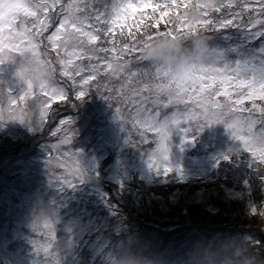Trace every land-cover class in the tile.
Instances as JSON below:
<instances>
[{"label":"rangeland","instance_id":"obj_1","mask_svg":"<svg viewBox=\"0 0 264 264\" xmlns=\"http://www.w3.org/2000/svg\"><path fill=\"white\" fill-rule=\"evenodd\" d=\"M249 1L252 4L249 2L246 4H254V8L253 17L249 15L248 18L261 20L264 16V0ZM8 2L28 5L46 3L49 8L47 13L38 11L36 17L19 13L11 24L0 21V60L4 61L0 64V131L17 133L20 139L12 140L11 144L19 148L22 147L20 145L23 142L21 140L23 133L29 143L38 135L42 136V143L38 147L43 154L36 157V161L31 160L33 163H29L30 161H27L29 155L23 150L26 159L22 156L12 157L10 160L8 158L5 161L4 166L11 175L8 184L14 186L15 180H19L22 186L21 189L0 194L5 197L0 199V264H140L139 260H134L130 256L134 233L130 234L131 228L123 232L116 220L126 212L124 207L128 205L129 193L124 194V187L131 184L133 165H136L141 178L147 183H155L160 189L170 190L176 184H185L188 181L199 184V180L200 184L211 186L206 190H193L194 192L189 193L184 199L186 204L179 207L195 205L212 213L217 211L215 203L222 200L225 203L221 209L219 206L217 209L226 215L229 210L236 214L238 206H247L252 213L257 212V209L259 211V205L254 203L251 193L257 188V191L264 195V159L261 158L259 151L253 156L251 152L244 150L243 141L233 137L227 124L232 123L237 117L241 121L251 117L256 121L251 133L246 131L247 124L243 123L237 126V130L246 138L259 136L264 131V113L260 112V109H264V100L256 97L260 101L257 102L256 98H246L249 89L236 88V80L220 84L219 80L213 82L205 79L189 94L195 98L201 85L211 84L212 87L206 89L204 94L227 91L228 96L221 94L213 98L221 104L225 102L232 104V112L222 117L224 123L196 127L205 123V118L201 115L204 109L200 105L187 101V108L184 103L168 104L165 108L161 105L168 103L166 91L159 96L160 105L152 103L156 99L155 88L143 92L141 95L148 100L143 107L153 110L148 115H154L155 111H159L160 116L157 120L161 123L165 115L171 117L174 112L181 113L180 124L170 123L164 130L168 133V138L163 141L164 146L168 148V159L162 163L158 147L162 133H157L154 128L145 125L142 122L143 114L140 120H133L134 105L116 100L108 101L102 96L105 94L104 87L97 91V81L102 85L109 84L103 73L97 77V81L90 82L87 86L80 84V77H76L75 83L64 77L63 66L58 63V59L62 57L66 60L68 57L63 48L53 49V43L60 45L61 40L48 39L56 33L61 21L68 14L66 9L69 4H72L74 9H83L76 11L77 16L83 17L87 14L94 18L96 11L99 10L105 12L107 18L111 14L114 0H58L54 6V0H8ZM256 10L259 11V15L254 18ZM30 11L36 9L30 7ZM152 16L155 18L160 16L159 10L153 13L149 8L143 12L133 13L129 19L123 21L122 26H115L114 38L120 44L132 42L125 33L127 23H131V34L137 40H143L147 35L156 33L151 24ZM224 16H217L216 23L212 25L215 26L214 29L225 19L238 20L241 26L242 20L239 18ZM242 19L247 22V18ZM139 20H143L142 24ZM92 23L93 19L86 21V24ZM164 23L161 21L160 24ZM96 26L105 27L103 24ZM224 28L217 31L219 36L214 37L215 43L221 48L239 43L237 41L234 43L230 38L233 36L226 34L227 29ZM203 30L208 28L203 27ZM64 32L65 29H61V39ZM118 32L123 35L119 36ZM99 34L101 42L98 46L109 47L110 45L104 42L103 32ZM19 49H23V52ZM68 51H72V48ZM228 55L229 59L234 60L232 57L234 53ZM36 60L40 61L42 67L51 70L52 80L56 82L54 86L65 90L64 98L40 95L39 81L32 72L36 67ZM73 61L74 65L79 64L85 68L81 75L88 74L87 59L73 57ZM92 63L96 61L93 60ZM21 67L25 69L24 78L18 75ZM232 67L235 68V65ZM28 78L32 79V94L20 101L19 96L27 91ZM246 78L251 79V75ZM161 82L167 83L158 79L152 81L153 84ZM119 83L118 79L111 80L113 87ZM81 87L87 88L88 93L78 100L76 92ZM125 91H128V87ZM242 96L245 97L243 102L236 104L235 101ZM133 99L138 102L139 97ZM10 100H14L15 103H10ZM43 100H48L49 106L41 123L40 110ZM253 104L256 105L255 108ZM113 105L121 109L118 116ZM224 111L227 112V109ZM186 112L193 114L191 119L187 118ZM47 128L49 130L45 135L44 131ZM185 128L189 131L185 132L183 130ZM153 160L159 164L153 163ZM79 164L81 177L73 186L57 182L65 177L73 180ZM165 167L170 171L165 173ZM228 172L229 177H226ZM186 179L189 180L185 181ZM221 179L224 181L221 182ZM227 183H230L229 187ZM216 184L220 186H215ZM179 197L176 191L170 193L168 196L170 205L179 204ZM231 200H236L235 207L232 206ZM166 211L167 209L161 211V214L167 215ZM126 214L128 215V211ZM124 219L127 221V216ZM46 221L49 227H45ZM197 229L196 224L189 227L188 242L194 243L204 235L219 234L203 233ZM246 230L255 237L254 242L262 246L264 227L259 229L257 225H248ZM222 233L240 232L233 229ZM46 247L47 253L44 252ZM180 260L174 258L171 264H181Z\"/></svg>","mask_w":264,"mask_h":264},{"label":"snow or ice","instance_id":"obj_2","mask_svg":"<svg viewBox=\"0 0 264 264\" xmlns=\"http://www.w3.org/2000/svg\"><path fill=\"white\" fill-rule=\"evenodd\" d=\"M58 0H54V4ZM181 5L177 3V0H171V4L167 2L153 3V0H114L111 5V14L105 18L106 13L99 10L96 11V15L90 17L84 15L83 17L77 16L76 11H83V9H74L72 4L67 6V15L60 23V27L56 29V33L53 36L48 37L50 41L61 40V44L57 45L53 43V49L63 48L65 55L68 57L59 58L58 63L63 66L62 75L67 77L73 83L76 82V77H80V84L87 86L90 82L97 81V77L103 75L108 78L109 84L102 85L98 81L96 83L97 91L101 87L105 88V94L102 95L108 101L116 100L123 104L134 105L135 116L133 120H140L142 114L144 115L143 123L149 128H154L157 133H162L161 143L158 145L160 154L162 156V163L168 159V148L164 146L163 141L168 138V133L164 130L169 127V124H180L179 116L181 113L174 112L171 117L165 115L163 122L157 120L160 116L159 111H155L154 115H148L151 109L143 107L148 102L146 97L141 94L145 91H151L153 88L156 89V99L152 101L153 104L160 105L159 96L163 92H167L168 103L162 104V107H167L168 104H181L184 103L187 108V101H192L200 105L204 111L201 115L205 118L204 124H198L196 127L203 125H210L213 123H224L222 117L227 113L232 112V104L225 102L221 104L213 97L218 95L228 96V92L223 93L219 91L206 92V89L212 87L211 84L201 85L199 88V94L193 98L189 93L196 90V85L205 79L216 82L219 80L220 84L231 82L236 80L235 87L238 89L248 88L249 91L246 93V98L254 99L258 97L264 100V43H262L259 49L250 47L254 40L257 38H264V31L257 30L252 31L256 25H264V21L259 19H249L247 25H236L237 31L241 36L239 43L230 45L227 48H221L215 43L213 37H209V43L211 46V52L209 59L206 62L190 63L181 70H173L169 66L160 65L149 62L143 55V49L147 47V44L142 41H152L157 37L167 36L175 39L177 35L185 39L186 43H190L189 37L202 34L198 31V27H206L212 25L211 19L201 20V15H207V13L201 14L199 9L201 7L211 8L215 11H219L223 5L209 4L196 5L197 14L189 18V12L186 10L182 16L177 15L173 21L171 18L164 21L166 24H172L173 27L167 28L165 31H157L154 34L147 35L143 40H137L134 35L129 33L131 43L120 44L116 41L113 36L115 26H122L123 21L129 19L133 13L143 12L145 9H151L153 13L160 9H167L170 7L178 8ZM228 7H231V0ZM247 5H245L246 7ZM30 7H34L36 11H30ZM187 8V5H184ZM49 5L46 3H39L35 5H28L24 3H13L8 0H0V21H5L11 24L15 16L19 13H23L25 16H37L38 11H44L47 13ZM168 16L167 11L160 12V18L157 19L152 17L154 20V27H159L164 17ZM234 18H238L240 13H234ZM7 18V19H6ZM93 19L94 23L86 24V21ZM39 22V18H37ZM139 23V22H138ZM103 24L105 27L100 28L96 25ZM233 24V19H225L219 22V25L214 31H218L219 28L227 27ZM36 25H34L35 27ZM45 27H47L45 25ZM91 28V31L85 30ZM61 29H65L63 33V39H61ZM70 29V30H69ZM100 32H103L105 37V43H108L109 47L98 46L101 42ZM38 34V33H37ZM123 35V33H121ZM225 38L227 35L224 36ZM31 43V41H29ZM15 47V46H14ZM35 48V45H33ZM72 48V51H68ZM79 49V51H77ZM23 52V49H19ZM99 53H104V56H100ZM229 53L235 54V59H229ZM110 54V56L108 55ZM73 57L78 59H87L89 64L87 65L88 74L81 75L85 71V68L79 64L74 65ZM95 60L96 63H92ZM4 61L0 60V64ZM31 63V61L29 62ZM36 67L32 70L33 76L39 81L40 95L49 98H64L66 96L65 90L62 87H56L55 81L52 80L51 70H47L41 66L40 61L36 60ZM235 65V68L232 65ZM218 65H223L219 67ZM71 68V70H69ZM25 69L21 67L18 75L24 78ZM251 75V79H247L248 75ZM118 79L119 85L116 87L111 86L112 79ZM167 81V83L161 82L153 84L154 80ZM128 87V91L125 88ZM33 83L32 79H27V91L19 96V100L23 101L26 96L32 94ZM88 93L87 88L81 87L76 92V98L82 99ZM116 93V95H113ZM133 97H139L138 102ZM245 97L236 100V104L243 102ZM10 103H15L14 100H10ZM49 106L48 100L41 102V123L43 117L46 114V110ZM114 106V105H113ZM115 107V106H114ZM256 105L253 104V108ZM227 109V112L224 111ZM116 116L120 113V107H115ZM251 112V109L248 110ZM261 113H264V109H260ZM187 118L191 119L192 113H185ZM24 121V120H20ZM247 124L246 131L252 132V128L256 121L252 120L251 117L244 121H241L239 117L233 120L232 123L227 124V128L231 130L233 137L238 141H243L244 150L251 152L253 156L257 154V151L261 154V158L264 159V131L259 136L246 138L240 134L237 130V126L240 124ZM185 132L189 130L183 129ZM258 145L259 147H255ZM77 155V154H76ZM153 163L159 164L153 160ZM165 173L170 171L167 167L164 169ZM81 177L80 164L77 167L76 175L73 180H68L66 177L57 181L63 185L69 187L74 185V182L79 180ZM255 211V209H253ZM264 215V213H261ZM45 227H49L48 222H45ZM44 252H48V248H44Z\"/></svg>","mask_w":264,"mask_h":264},{"label":"trees","instance_id":"obj_3","mask_svg":"<svg viewBox=\"0 0 264 264\" xmlns=\"http://www.w3.org/2000/svg\"><path fill=\"white\" fill-rule=\"evenodd\" d=\"M156 2H167L168 4H171V0H155V3ZM229 2L230 0H177V3L181 5L180 7L160 9L159 13L161 11L168 12V16L164 17L162 22L168 20L169 18L174 21L177 15L182 16L186 10L190 13L193 9H196V5L198 4H209V6L211 4H216L223 5L222 7H220L219 11H215L211 8L205 7H201L199 9V12L201 14L205 12L207 13L206 16L201 15V20L202 18L203 20L211 19L213 21V25L216 23L218 15H225L224 17L233 18L234 13L242 12L243 14H240V16L238 17L239 20H242L241 26L247 25L250 19L248 18L249 15L250 17H253L252 9L254 8V4L247 5L246 2L252 4V2L249 0H231V7H228L227 5L229 4ZM184 5H187V8H185ZM245 5H247L248 9H246ZM256 15H259L258 10H256L254 18L256 17ZM242 17L247 18V22L245 21V19H242ZM263 17L261 19L262 21H264ZM159 18L160 16L157 17V19ZM189 18H191V15H189ZM233 20L234 21L232 25H228L227 27L223 28L224 30L227 29L225 30L226 34L233 36L230 38L234 43H236V41L239 42L241 39L239 34H235L238 32L236 25H240V21L235 19ZM139 21L141 23V21L143 20ZM151 24H154V20L151 21ZM212 25L205 27L208 28V30H203V28L199 26L197 27L198 31H200L202 34L213 37L214 41H216V38L214 37L219 35L217 34V31H213L215 26ZM137 27L139 31V26ZM148 27L149 26H146V28ZM169 27H173V25L164 23L162 25L160 24L158 28L154 27V30L156 32L165 31ZM251 30L264 31V25H258V27L255 26V28ZM147 31L149 32L150 29H148ZM125 33L128 37H130L129 33H131V23L126 24ZM137 35H139V33ZM119 36H121L120 33ZM262 43H264V38H257L253 41L250 47L259 49ZM232 57L235 59V55H232ZM256 101L260 102L257 98ZM48 130L49 129L47 128V130L44 131L45 135ZM16 138L20 139L17 133L10 134L5 130L0 131V194H3L4 191H14L17 189H21L22 186V184H20L21 181L19 180H15L16 182H14V186L8 184V182L11 180V175L4 166V164L6 163L5 161L8 158L9 160L12 159V157L21 158L23 156L24 150V152L29 155V159H27V161H30L29 163H33L37 160L36 157L43 155L41 149H39L38 147L39 144L42 143V136L38 135L33 139V141H30L29 143L27 141L25 133H23L21 135V140L23 142L20 145L22 146L20 148H23L22 150H20L19 146L16 147L15 145L11 144L12 140L17 141ZM23 157H25L26 159V155ZM137 171L138 170L136 168V165H133L131 184H126V186L124 187V194L129 193L128 205L124 207L125 211H128V215L125 212L124 215L121 214L122 216L117 217L116 220L118 221V226L123 229V232H125L126 229L131 228L130 234L134 233V238L131 243L130 256L134 258V260H139L140 264H147V262L149 261H154L156 262V264H161L162 261H170L171 263H173L174 258L182 259L184 254L191 248L193 244L190 241L188 242V240H190L188 239L189 227L192 224L198 225L197 230L203 233H222L226 230L233 229H238L240 233H250L246 230L248 225H257L259 229L261 227H264V220L261 219V213H264V195L261 192H258L257 188L252 190L251 197L252 199H254V203L259 205V211L257 209V212L252 213L251 210L247 208V206H238L239 208L236 210V214H234L233 211L229 210L226 215L219 212L217 209L218 206L221 209V206L225 202H223L222 200H218L217 203H215L217 205V208L216 205L214 206L217 211H213L211 213L207 210L204 211L200 206L195 205L179 207L186 204L184 202V199L188 197L189 193L194 192L193 190H206L208 187L211 188V186H206L202 183L200 184V180L199 184H196V182L188 181L189 179H186L185 181L188 182H186L185 184L178 183L174 186V188L170 190L160 189L153 182L147 183L145 179L141 178L139 172ZM229 173L230 172H228L227 175H223L229 177ZM8 174L9 176H7ZM220 181L222 182L224 181V179H221ZM226 185L229 187L230 183H227ZM252 185L255 186L253 182ZM215 186L220 185L216 184ZM173 191H176L178 195H180L179 200L182 204L179 203L170 205L168 196ZM2 197L5 198L3 195H1L0 199ZM235 201L236 200H231V204L233 207H235ZM166 209L167 215H162L161 211H164ZM168 212H170V214ZM126 216L127 221H125L124 219ZM220 216H222V218ZM214 227L216 228V230H213ZM120 233L121 231H119V234ZM120 237L121 235H119V238ZM262 239L264 240L263 236L261 238L262 246L259 245V247H264V241Z\"/></svg>","mask_w":264,"mask_h":264},{"label":"clouds","instance_id":"obj_4","mask_svg":"<svg viewBox=\"0 0 264 264\" xmlns=\"http://www.w3.org/2000/svg\"><path fill=\"white\" fill-rule=\"evenodd\" d=\"M193 9L189 15L195 16ZM190 43L177 35L157 37L147 44L143 55L152 63L181 70L190 63L206 62L211 52L209 38L204 34L189 37ZM264 220V215L261 216ZM250 233H219L201 236L184 254L181 264H264V247H259ZM147 264H156L149 261ZM171 264V262H161Z\"/></svg>","mask_w":264,"mask_h":264},{"label":"bare ground","instance_id":"obj_5","mask_svg":"<svg viewBox=\"0 0 264 264\" xmlns=\"http://www.w3.org/2000/svg\"><path fill=\"white\" fill-rule=\"evenodd\" d=\"M208 188H209V187H208ZM208 188H207V189H208Z\"/></svg>","mask_w":264,"mask_h":264}]
</instances>
